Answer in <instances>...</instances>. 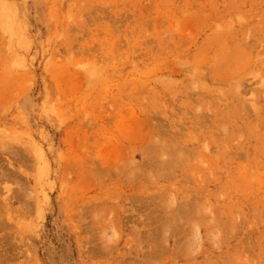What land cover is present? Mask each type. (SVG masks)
<instances>
[{
	"label": "rangeland",
	"instance_id": "1",
	"mask_svg": "<svg viewBox=\"0 0 264 264\" xmlns=\"http://www.w3.org/2000/svg\"><path fill=\"white\" fill-rule=\"evenodd\" d=\"M0 264H264V0H0Z\"/></svg>",
	"mask_w": 264,
	"mask_h": 264
}]
</instances>
